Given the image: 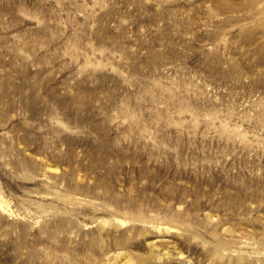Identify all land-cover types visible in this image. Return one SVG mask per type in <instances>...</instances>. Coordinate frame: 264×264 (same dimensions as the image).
Listing matches in <instances>:
<instances>
[{"label": "rangeland", "instance_id": "1", "mask_svg": "<svg viewBox=\"0 0 264 264\" xmlns=\"http://www.w3.org/2000/svg\"><path fill=\"white\" fill-rule=\"evenodd\" d=\"M0 0V264H264V3Z\"/></svg>", "mask_w": 264, "mask_h": 264}, {"label": "bare ground", "instance_id": "2", "mask_svg": "<svg viewBox=\"0 0 264 264\" xmlns=\"http://www.w3.org/2000/svg\"><path fill=\"white\" fill-rule=\"evenodd\" d=\"M246 2H247V4H248V6L250 7V8H252V4H254V3H257V2H263L264 3V0H246ZM6 208H8V207H6L5 205H4V202H3V200H1V198H0V209H2L3 211H8V210H5Z\"/></svg>", "mask_w": 264, "mask_h": 264}]
</instances>
